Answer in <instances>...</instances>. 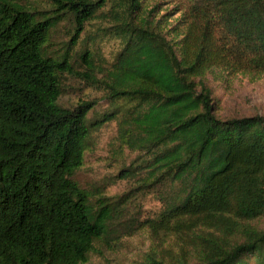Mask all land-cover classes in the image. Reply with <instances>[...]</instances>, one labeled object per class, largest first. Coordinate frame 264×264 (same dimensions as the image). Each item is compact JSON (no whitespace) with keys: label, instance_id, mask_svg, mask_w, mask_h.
<instances>
[{"label":"trees","instance_id":"1","mask_svg":"<svg viewBox=\"0 0 264 264\" xmlns=\"http://www.w3.org/2000/svg\"><path fill=\"white\" fill-rule=\"evenodd\" d=\"M97 20L110 61L79 46ZM239 74L264 76V0H0V264H85L140 228L177 239L145 264H264V114L219 115L212 86ZM68 78L107 109L61 103ZM110 121L133 182L116 195L75 179ZM141 192L155 216L133 210Z\"/></svg>","mask_w":264,"mask_h":264},{"label":"rangeland","instance_id":"2","mask_svg":"<svg viewBox=\"0 0 264 264\" xmlns=\"http://www.w3.org/2000/svg\"><path fill=\"white\" fill-rule=\"evenodd\" d=\"M65 29L66 26L62 24L55 30L52 40L55 46H61L67 41L68 34ZM85 29L79 46L88 43L89 48H95L98 54L110 61L120 47L119 40L111 34H103L98 20L87 25ZM66 84L67 89L60 98L61 103H75L81 98H94L98 101L93 111L94 116L107 109L108 103L101 91L91 87L84 88L73 78H68ZM212 86L219 100V115H247L255 112L264 114V76L252 79L239 74L229 80L216 81ZM115 135V121L105 123L92 133L84 162L75 173V179L86 190H101L105 194L116 195L127 191L133 185L130 179L115 177L121 166L120 155L114 152ZM133 203V210H136L139 219L153 217L161 208L160 201L152 192L139 193ZM260 224L263 225L262 221ZM176 243L177 239L171 236L164 237L160 245H157L148 229L140 228L123 234L119 243L116 242L113 246L108 243H96L99 252L91 255L85 264H145L149 255L167 260L166 251L176 252ZM160 248L165 251L162 252Z\"/></svg>","mask_w":264,"mask_h":264}]
</instances>
